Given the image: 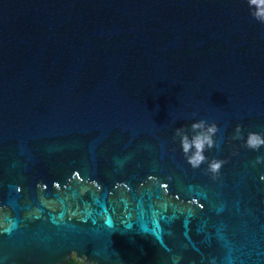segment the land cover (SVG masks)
Here are the masks:
<instances>
[{
  "label": "water",
  "instance_id": "1",
  "mask_svg": "<svg viewBox=\"0 0 264 264\" xmlns=\"http://www.w3.org/2000/svg\"><path fill=\"white\" fill-rule=\"evenodd\" d=\"M252 11L0 0V264H264V147L244 146L264 133ZM201 120L219 129L208 161H227L215 178L175 136Z\"/></svg>",
  "mask_w": 264,
  "mask_h": 264
},
{
  "label": "clouds",
  "instance_id": "2",
  "mask_svg": "<svg viewBox=\"0 0 264 264\" xmlns=\"http://www.w3.org/2000/svg\"><path fill=\"white\" fill-rule=\"evenodd\" d=\"M248 3L250 9H253L251 12L252 17L259 23L264 24V0H248ZM218 131L219 129L215 123L209 125L204 120L191 125V132L193 133L191 136L188 134L186 127L177 128L175 131V136L180 138L182 151L187 163L193 169H199L208 162L207 171L214 178L220 174L223 165L227 161L214 158L209 162L204 153L214 147L219 149L220 145L214 140ZM242 132V126L237 125L232 139L244 140ZM244 146L252 151H259L264 147V133L249 132ZM255 163H264V156L257 157ZM179 259V257L174 258V264H178Z\"/></svg>",
  "mask_w": 264,
  "mask_h": 264
},
{
  "label": "trees",
  "instance_id": "3",
  "mask_svg": "<svg viewBox=\"0 0 264 264\" xmlns=\"http://www.w3.org/2000/svg\"><path fill=\"white\" fill-rule=\"evenodd\" d=\"M69 264H83V263L78 262L76 259H74L73 261L69 262Z\"/></svg>",
  "mask_w": 264,
  "mask_h": 264
}]
</instances>
